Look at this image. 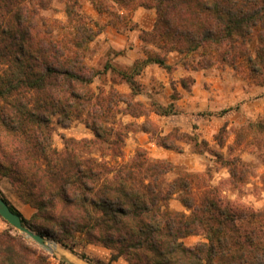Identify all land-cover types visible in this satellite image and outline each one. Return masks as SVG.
Here are the masks:
<instances>
[{"label":"trees","instance_id":"trees-1","mask_svg":"<svg viewBox=\"0 0 264 264\" xmlns=\"http://www.w3.org/2000/svg\"><path fill=\"white\" fill-rule=\"evenodd\" d=\"M114 1L122 8L156 10L154 28L142 40L165 53L201 51L198 68L216 63L238 68L244 62L252 74H264V0ZM46 9L45 0H0V197L27 228L73 253L101 245L113 251L112 261L123 258L128 264H264V211L226 201L216 188H198L194 175L167 183L175 167L143 153L113 167L106 153L84 152L105 142L104 123L114 110V95L106 98L92 89L95 74L81 53L99 32L68 5L72 48L42 28ZM149 64L171 69L166 56L153 54L137 67ZM127 80L136 89L133 76ZM85 113L96 141L65 139L64 151L54 148L52 118L67 127ZM168 139L159 144L178 150ZM229 169L234 185L246 173L236 161ZM4 179L35 208L31 219L5 198ZM175 193L190 215L171 210ZM4 222L0 264H52L41 247ZM200 234L208 242L195 247L183 242Z\"/></svg>","mask_w":264,"mask_h":264},{"label":"rangeland","instance_id":"rangeland-1","mask_svg":"<svg viewBox=\"0 0 264 264\" xmlns=\"http://www.w3.org/2000/svg\"><path fill=\"white\" fill-rule=\"evenodd\" d=\"M45 2L48 9L42 12V28L72 48L74 24L66 13L68 5L99 32L81 53L95 74L92 89L106 98L114 95V110L104 123L105 142L87 148L85 153H106L104 158L113 167L143 153L153 161L175 167L166 176L167 183L194 175L198 188H216L226 201L264 211V74H252L244 62L238 68L220 63L198 68L203 61L201 51L190 55L165 53L143 42V32L152 31L157 20L153 8H122L114 0ZM150 54L166 56L171 69L158 64L137 67ZM128 75L133 76L136 89L128 82ZM159 108L169 114L161 115ZM88 122V113L74 118L67 127L53 117V147L64 151L65 139L96 141ZM117 136H121L119 141ZM166 137L178 150L159 144ZM111 153L123 154L116 158ZM231 161L246 170L235 185L231 181ZM1 189L26 219L33 217L35 208L16 196L8 179L2 181ZM195 194L199 198L200 192L196 190ZM169 205L173 211L191 214L179 193L172 196ZM6 228L8 225L0 218V229ZM47 241L56 245L53 252L42 248L52 264L66 262L64 258L71 262L76 258L83 264H128L123 258L112 261L113 251L101 245L80 246L73 253L53 240ZM183 242L195 247L208 241L200 234ZM84 255L91 262L84 261Z\"/></svg>","mask_w":264,"mask_h":264},{"label":"water","instance_id":"water-1","mask_svg":"<svg viewBox=\"0 0 264 264\" xmlns=\"http://www.w3.org/2000/svg\"><path fill=\"white\" fill-rule=\"evenodd\" d=\"M0 217L4 221L9 223L11 226H13L15 229L20 231L21 234L25 235L27 238L35 242L41 248L49 252H53V249L51 248V244L47 241V239L27 228L24 225L21 217L12 211L9 204L2 197H0ZM64 260L68 264H76L74 262L69 261L66 258H64Z\"/></svg>","mask_w":264,"mask_h":264},{"label":"bare ground","instance_id":"bare-ground-1","mask_svg":"<svg viewBox=\"0 0 264 264\" xmlns=\"http://www.w3.org/2000/svg\"><path fill=\"white\" fill-rule=\"evenodd\" d=\"M51 248L52 249H56V245L52 244L51 245ZM72 260L77 263V264H83L80 260L76 259V258H72Z\"/></svg>","mask_w":264,"mask_h":264}]
</instances>
